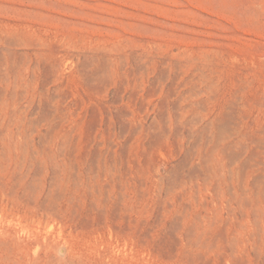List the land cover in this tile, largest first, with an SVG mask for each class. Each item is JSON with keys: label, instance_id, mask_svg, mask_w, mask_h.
Returning <instances> with one entry per match:
<instances>
[{"label": "rangeland", "instance_id": "obj_1", "mask_svg": "<svg viewBox=\"0 0 264 264\" xmlns=\"http://www.w3.org/2000/svg\"><path fill=\"white\" fill-rule=\"evenodd\" d=\"M260 138L264 0H0V264H264Z\"/></svg>", "mask_w": 264, "mask_h": 264}, {"label": "bare ground", "instance_id": "obj_2", "mask_svg": "<svg viewBox=\"0 0 264 264\" xmlns=\"http://www.w3.org/2000/svg\"><path fill=\"white\" fill-rule=\"evenodd\" d=\"M259 140L260 141H258L257 143H258V146L260 145L259 147H261V146H263L262 142L264 143V140H263V138H260ZM257 143H256V145H257Z\"/></svg>", "mask_w": 264, "mask_h": 264}]
</instances>
